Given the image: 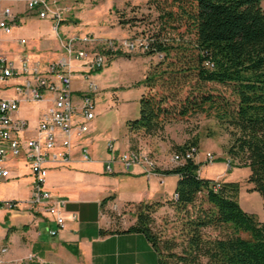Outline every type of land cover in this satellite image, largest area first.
<instances>
[{"label": "rangeland", "instance_id": "obj_1", "mask_svg": "<svg viewBox=\"0 0 264 264\" xmlns=\"http://www.w3.org/2000/svg\"><path fill=\"white\" fill-rule=\"evenodd\" d=\"M52 11L59 13V20L46 16L38 17L30 13L22 2H19L18 11L21 20L15 25L12 32L2 36V49L10 55L21 50L35 52L42 60L57 58L65 53L61 39L69 33H88L94 37H114L118 40L133 38L135 41L145 40L154 26L156 11L149 7L147 0H47ZM264 9V0L261 1ZM24 37V43L18 39ZM60 42V46H59ZM120 51V52H118ZM192 52L164 56L163 53L146 54L144 49L137 46L131 51L118 47L107 52L106 61L100 71H91L90 78L98 85L94 94L95 117L89 122V140L95 137L97 150L95 156H107V144L111 142L123 144V150L118 154V160L129 150L138 151L141 162L130 167H139L145 178H150L143 171L151 170L158 173L160 170L171 168L177 164L173 160L176 153L175 146L189 144L197 140L196 155L202 160L201 174L204 177L227 179L239 184V204L246 212L253 213L260 221H264L263 201L255 191L253 183L248 181L250 170L243 165L239 158H231L227 150L232 143V127L226 120L217 118L216 109L204 105L203 111H190L180 114L177 106L181 101L189 99L198 102L203 94H211L222 102L230 111L237 106V96L230 84L203 82L197 79L196 71L190 69ZM76 74L87 70L83 62H77ZM75 65V61L73 62ZM184 66V67H182ZM179 68H188L185 73ZM159 73L152 89L142 83L146 75ZM157 93L164 98V105L174 108L173 115L167 116L162 131L153 135L131 133L126 122L138 117L139 98L144 92ZM10 89H2L1 94H10ZM77 94H75V99ZM198 100V101H197ZM36 124H30V130ZM110 139V140H109ZM212 155L210 161L207 154ZM229 161L232 166L230 167ZM120 162V161H119ZM124 169L125 166L120 162ZM14 166V167H13ZM100 169V165H94ZM113 166V164H112ZM112 166H110L112 168ZM11 167V166H10ZM13 167V168H12ZM11 169L20 173L19 177L0 184L2 198L26 200L30 186L28 169L20 161L14 162ZM226 173V174H225ZM13 174V173H12ZM225 175V177L218 175ZM14 175V174H13ZM166 178L162 187L153 185L158 191L167 196L160 201L162 205L152 213V231L163 240H174L180 252L184 243L189 218L208 210L210 204L204 194L197 197L194 204L186 209H179L172 203L174 200V181ZM107 180V179H106ZM110 181L111 185L100 182L91 194L104 197V189H112L117 178ZM153 183L154 181L151 180ZM108 183V182H107ZM106 185V186H105ZM90 186V185H89ZM105 186V187H103ZM113 195L112 193L107 196ZM106 197V196H105ZM103 208V219L108 230L118 231L127 228L135 221V208L127 204L118 206L113 199ZM4 209V208H3ZM6 210V209H4ZM23 214V213H21ZM12 212H0L1 229L7 227ZM10 221V220H9ZM21 226L23 223L20 224ZM203 235L209 239L223 238L232 235L231 227L227 225L207 226L202 229ZM203 264L205 260L203 259Z\"/></svg>", "mask_w": 264, "mask_h": 264}, {"label": "trees", "instance_id": "obj_2", "mask_svg": "<svg viewBox=\"0 0 264 264\" xmlns=\"http://www.w3.org/2000/svg\"><path fill=\"white\" fill-rule=\"evenodd\" d=\"M262 0H147L156 11L152 33L138 41L146 54L192 52L190 69L203 82L230 84L237 96V106L229 110L211 94L196 100H180V114L203 111L204 105L216 109L217 118L232 127V143L227 150L231 158H239L250 170L248 181L262 197L264 210V9ZM120 52V51H118ZM184 67V66H182ZM188 68H179L185 70ZM94 71H100L96 69ZM159 73L146 75L142 81L152 89ZM157 93H142L138 117L129 119L131 133L153 135L162 131L167 116L174 108L164 105ZM194 139L177 145V164L162 175L178 176L173 204L186 209L204 194L208 210L189 218L180 252L174 240H163L152 231V213L160 201L134 204L135 221L118 231L101 230L102 234L142 233L157 255L158 264H264V221L246 212L239 204V184L233 181L201 177L196 161ZM192 152L185 158L186 152ZM230 167L232 166L229 161ZM114 196L100 201L104 206ZM227 225L232 235L209 239L202 229Z\"/></svg>", "mask_w": 264, "mask_h": 264}, {"label": "built area", "instance_id": "obj_3", "mask_svg": "<svg viewBox=\"0 0 264 264\" xmlns=\"http://www.w3.org/2000/svg\"><path fill=\"white\" fill-rule=\"evenodd\" d=\"M19 2L25 5L30 13L38 17L51 15L57 20L60 14L52 11L47 0H0V92L10 89V95H0V183L19 177L10 168V160L22 158L30 176L29 195L26 200L4 199L0 194V207L8 210L25 206L26 208L50 216L55 228L48 233L54 236L65 225L63 209L65 201L52 199L47 189V177L51 167L64 166L72 162L74 140L82 139L89 132V122L95 117L94 94L98 90L97 83L89 73L104 66L107 52L122 47L131 51L138 46L133 38L118 40L114 37H94L88 33H69L62 37L61 45L66 54L53 60L42 61L26 51L10 55L2 49V36L12 32L19 24L21 17L18 11ZM21 37L18 42L24 43ZM83 62L87 70L78 73L83 82L77 100L74 98L72 80L75 69L73 62ZM48 102L46 109L40 114L37 123L30 130V122L18 115L22 104ZM113 150L111 142L107 144ZM81 158L91 159L86 148L81 149ZM188 151L185 158L191 157ZM212 160V155L207 154ZM138 151L129 150L119 159L129 168L140 163ZM175 162L178 155H173ZM112 171L110 164L106 166ZM143 171L150 177L151 170ZM14 175H13V174ZM215 180H219L215 178ZM162 184V176L159 177ZM73 218L75 216L73 215ZM0 246V254L6 252Z\"/></svg>", "mask_w": 264, "mask_h": 264}, {"label": "crops", "instance_id": "obj_4", "mask_svg": "<svg viewBox=\"0 0 264 264\" xmlns=\"http://www.w3.org/2000/svg\"><path fill=\"white\" fill-rule=\"evenodd\" d=\"M28 53L42 60L31 49ZM46 60L49 58L42 61ZM72 66L76 70L78 63L75 62ZM83 86L80 75L75 72L72 80L74 96L75 94L79 96V89ZM0 95L5 96L1 92ZM47 105L46 101L22 104L18 115L27 119L30 124H36ZM89 139L87 133L82 139L74 140L72 162L64 166L51 167L49 170L46 187L51 192L52 199L65 201L63 209L65 225L56 235L51 236L48 233L49 228H55V223L46 214L34 212L25 206L14 210H4L5 208L0 207V212H12L11 218L7 220L9 225L1 229L0 246L6 247L7 250L0 254V264H158L155 251L142 233H101V230H108L102 212L107 205L101 206L100 194L90 196V190L94 191L100 182L111 185L110 181L117 178L112 189L108 187L104 189V197L112 193L113 200L118 206L127 204L134 206L139 202L163 200L167 195L153 185L164 186L166 178L172 177L174 193L178 176L153 173L147 179L139 167L132 166L128 169L122 167L117 156L123 150V144L114 143V149L112 151L107 149L109 155L105 157L95 156L96 139L95 137ZM83 147L91 155L88 161L81 158ZM195 158L201 164L199 174L204 177L201 174L203 162L198 154ZM17 161L22 162L27 168L22 158L10 160L9 165L12 167ZM108 164L110 166L113 164L111 172L106 170ZM94 165H100V169ZM12 172L20 175L14 170ZM160 176L162 184L159 183ZM218 176L225 177L224 174ZM223 180L229 181L226 178Z\"/></svg>", "mask_w": 264, "mask_h": 264}]
</instances>
